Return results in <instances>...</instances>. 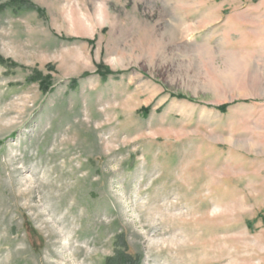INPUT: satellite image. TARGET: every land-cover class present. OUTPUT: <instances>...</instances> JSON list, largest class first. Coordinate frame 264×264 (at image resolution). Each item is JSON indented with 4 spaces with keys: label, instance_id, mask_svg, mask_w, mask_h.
I'll return each mask as SVG.
<instances>
[{
    "label": "rangeland",
    "instance_id": "rangeland-1",
    "mask_svg": "<svg viewBox=\"0 0 264 264\" xmlns=\"http://www.w3.org/2000/svg\"><path fill=\"white\" fill-rule=\"evenodd\" d=\"M27 2L0 10V264H264V0Z\"/></svg>",
    "mask_w": 264,
    "mask_h": 264
},
{
    "label": "trees",
    "instance_id": "trees-1",
    "mask_svg": "<svg viewBox=\"0 0 264 264\" xmlns=\"http://www.w3.org/2000/svg\"><path fill=\"white\" fill-rule=\"evenodd\" d=\"M27 5H30L27 2V0H9L6 4L0 6V10H3L5 7H9L17 11L21 9L23 6H27ZM40 86L44 90L47 89V87H43V85L41 84ZM131 261H132L131 258L127 254H125L124 252L116 251L114 257L108 258L105 264H134Z\"/></svg>",
    "mask_w": 264,
    "mask_h": 264
}]
</instances>
